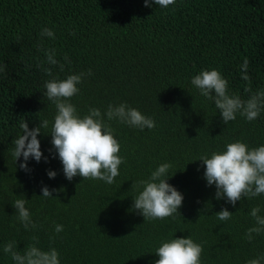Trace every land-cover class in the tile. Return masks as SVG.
<instances>
[{"label":"trees","instance_id":"obj_1","mask_svg":"<svg viewBox=\"0 0 264 264\" xmlns=\"http://www.w3.org/2000/svg\"><path fill=\"white\" fill-rule=\"evenodd\" d=\"M44 27L55 39L41 37ZM42 49H54L59 63L50 65ZM245 59L250 80L243 79ZM0 65V247L15 240L23 250L38 237L42 248L60 251L62 264H154L160 241L176 234L203 244L204 264H246L264 253V234L251 242L245 236L254 224L250 210L264 205V195L244 197L235 207L216 199L206 165L196 160L235 140L264 144V114L225 124L191 85L203 69L217 68L242 98L249 86L264 88V0H176L167 9L146 7L144 0H0ZM89 69L93 74L71 98L81 114L126 101L153 116L156 127L111 122L125 158L111 185L68 180L58 157L31 160V172L21 169L23 158L16 164L12 156L21 124L34 128L56 112L45 82ZM44 131L50 133L51 123ZM40 139L50 156L51 136ZM162 162H171L169 183L185 199L180 215L146 220L133 208L132 185ZM49 169L58 172L55 179ZM45 184L57 189L53 197L40 196ZM18 198L29 199L36 230H25L15 215ZM224 207L234 213L228 222L216 216ZM56 224L64 225L59 234ZM0 264L13 262L0 251Z\"/></svg>","mask_w":264,"mask_h":264},{"label":"clouds","instance_id":"obj_2","mask_svg":"<svg viewBox=\"0 0 264 264\" xmlns=\"http://www.w3.org/2000/svg\"><path fill=\"white\" fill-rule=\"evenodd\" d=\"M144 2L146 7L155 5L163 9L176 4V0ZM40 35L42 38L55 39L56 33L52 28L44 27ZM43 51L50 65L59 63L54 49ZM248 67L249 62L245 59L241 65L244 80H250ZM4 71L5 66L0 65V73ZM46 71L51 74V68ZM92 74L89 69L87 72L71 73L64 79L53 77L45 82L44 94L55 105L56 112L51 122L47 118L40 119V124L34 128L26 120L21 124V133L12 142V156L16 164L23 158L19 163L21 169L31 172V160L37 163L48 162L58 157L63 164L64 175L70 181L81 176L101 180L109 185L116 182L125 158L120 155L122 145L111 122L116 121L139 130L154 129L157 122L153 116L143 113L126 101L109 104L104 111L99 107H89L87 113L81 114L71 98L81 92L80 85ZM191 85L214 104L225 124L235 121L238 116L251 122L264 114V88L252 91L249 86L245 91L250 95L246 99L242 98L230 91L228 79L217 68L203 69L191 78ZM50 123L51 131L48 133L44 130L49 129ZM42 133L52 138L50 156H46L42 149ZM196 160L206 165L203 175L209 187L215 186L216 199L226 200L235 207L237 201H242L244 197L252 200L264 195V144L251 146L244 140H235L228 142L224 149L204 153ZM171 169V162H162L146 178L134 180L131 189L134 193L133 208L146 220H163L180 215L185 196L175 185L169 183L174 176ZM47 175L50 179H55L58 172L49 169ZM54 191L57 189L45 184L40 196L51 198ZM12 204L16 209L15 215L25 230H36L39 227L28 206L29 199L18 198ZM233 214L224 207L216 216L219 220L228 222L232 220ZM249 215L254 224L247 229L245 236L251 242L264 234V205L252 207ZM63 229V224L54 226L57 234ZM0 251L10 256L13 264H62L60 251L55 247L42 248L38 237H33V241L23 250L19 249L17 241L10 240L0 247ZM203 251V244L191 235H170L156 247L154 253L159 259L154 264H204ZM246 264H264V253L248 259Z\"/></svg>","mask_w":264,"mask_h":264}]
</instances>
